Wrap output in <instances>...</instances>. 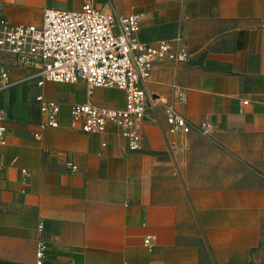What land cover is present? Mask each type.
I'll return each mask as SVG.
<instances>
[{"label":"crops","instance_id":"1","mask_svg":"<svg viewBox=\"0 0 264 264\" xmlns=\"http://www.w3.org/2000/svg\"><path fill=\"white\" fill-rule=\"evenodd\" d=\"M85 4L138 15L143 42L188 47L186 61L155 63L146 86L192 131L172 132L161 105L130 150L117 131L85 133L72 118L105 96L11 67L24 80L0 93V264H36L40 240L43 264H251L264 237V179L251 166L264 150V0H0V12L41 25L46 8ZM38 94L60 103L58 127H41Z\"/></svg>","mask_w":264,"mask_h":264},{"label":"built area","instance_id":"2","mask_svg":"<svg viewBox=\"0 0 264 264\" xmlns=\"http://www.w3.org/2000/svg\"><path fill=\"white\" fill-rule=\"evenodd\" d=\"M0 24V93L24 80H11V67L33 70L25 80L35 78L38 86L47 82L83 84L90 97L98 88L119 90L121 106L89 101L73 105L71 114L85 133L106 135L117 131L133 151L141 146L139 125L147 112L164 103L147 90L153 65L165 60L186 61L189 56L186 45L175 51L171 41H141L138 15H118L90 4L79 10L46 8L41 25H8L0 12ZM181 40L176 38V42ZM35 98L42 115L41 127H58L60 103L43 94ZM163 107L172 132L192 131V125L171 103ZM6 121L0 109V144L5 143ZM210 128V123L202 124L205 134ZM67 165L75 168L72 161ZM149 242L147 237L145 243ZM46 249L45 241H38L36 264H43Z\"/></svg>","mask_w":264,"mask_h":264},{"label":"rangeland","instance_id":"3","mask_svg":"<svg viewBox=\"0 0 264 264\" xmlns=\"http://www.w3.org/2000/svg\"><path fill=\"white\" fill-rule=\"evenodd\" d=\"M96 93L98 98L105 96V99L102 98V104L110 103L112 100L119 101L120 98H122V92L119 90H106L98 88L96 89ZM251 166L264 179V150L260 155L254 157L253 164H251ZM251 264H264V237Z\"/></svg>","mask_w":264,"mask_h":264}]
</instances>
